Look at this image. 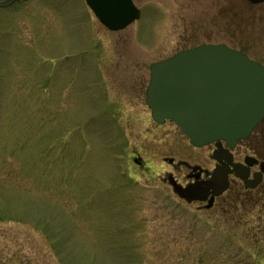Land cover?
Segmentation results:
<instances>
[{
	"label": "rangeland",
	"instance_id": "374dc122",
	"mask_svg": "<svg viewBox=\"0 0 264 264\" xmlns=\"http://www.w3.org/2000/svg\"><path fill=\"white\" fill-rule=\"evenodd\" d=\"M132 1L119 32L85 0L0 6V264H264L248 207L199 211L161 183L164 156L208 154L145 105L149 65L178 51L264 65V4Z\"/></svg>",
	"mask_w": 264,
	"mask_h": 264
},
{
	"label": "water",
	"instance_id": "95a60500",
	"mask_svg": "<svg viewBox=\"0 0 264 264\" xmlns=\"http://www.w3.org/2000/svg\"><path fill=\"white\" fill-rule=\"evenodd\" d=\"M12 0H0L2 4ZM99 23L111 32L125 29L140 17L131 0H85ZM250 4L264 0H249ZM145 104L157 124L170 121L182 131L189 143L201 148L225 141L232 148L246 139L264 118V66L226 45H200L183 50L149 67ZM222 152L214 154L220 159ZM237 177L244 172L233 167ZM228 171H215L212 195L228 188ZM172 191L188 203L186 196L172 184ZM252 189V182L246 183Z\"/></svg>",
	"mask_w": 264,
	"mask_h": 264
},
{
	"label": "flooded vegetation",
	"instance_id": "af4514ba",
	"mask_svg": "<svg viewBox=\"0 0 264 264\" xmlns=\"http://www.w3.org/2000/svg\"><path fill=\"white\" fill-rule=\"evenodd\" d=\"M262 5L252 4V8L257 9ZM165 124L173 125L170 122ZM192 148L195 150L205 148L208 154L207 163L202 165L187 159H176L170 155L164 156L162 162L171 171H164L159 176L161 183L171 191L172 184L177 185L180 191L185 189L184 194L195 198L194 201L188 203L172 193L185 204L195 205L199 211L214 209L220 213H226L232 209L236 211L238 207H248V210L242 215L251 216L252 223L257 228L258 226L264 227V118L247 139L238 141L233 148L228 147L225 142H215L200 149ZM219 151L222 152V157L214 158V154ZM137 163L139 166L142 165L141 162ZM234 166L240 168L246 177L243 179L237 177L233 172ZM219 169L229 172L227 175L228 188L222 195L213 197L212 176ZM249 182H252V189L246 188V183ZM261 232L262 229H258L255 234L260 236V242L264 241V234Z\"/></svg>",
	"mask_w": 264,
	"mask_h": 264
}]
</instances>
